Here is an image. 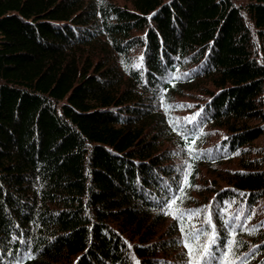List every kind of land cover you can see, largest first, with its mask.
Returning a JSON list of instances; mask_svg holds the SVG:
<instances>
[{"label":"trees","instance_id":"16d2710c","mask_svg":"<svg viewBox=\"0 0 264 264\" xmlns=\"http://www.w3.org/2000/svg\"><path fill=\"white\" fill-rule=\"evenodd\" d=\"M212 226L207 264H264V0H0V264H188L195 230L205 264Z\"/></svg>","mask_w":264,"mask_h":264},{"label":"snow or ice","instance_id":"6c2138e0","mask_svg":"<svg viewBox=\"0 0 264 264\" xmlns=\"http://www.w3.org/2000/svg\"><path fill=\"white\" fill-rule=\"evenodd\" d=\"M142 60H143V57H141V61ZM139 66L140 65H137V67H139ZM174 78L175 79H180L181 77L176 76ZM178 107H184V105H179ZM197 158H199V156H197ZM189 168H191L190 165H189ZM190 174H191V172L189 171L185 175L184 183H185L186 186H187V177ZM175 203H176L175 200H171L169 202V208H171V206L174 205ZM201 211H204V210H195V211L189 210L188 215L190 217L191 216H198ZM164 214H173V213H171V212H165ZM173 215H174V218H179V216L183 215V212H181L179 209H177L176 210V213L173 214ZM207 223L209 225H211V223H212V221H211V213H209V215H208ZM183 230L184 229L182 228V231ZM233 232H234V230H233ZM254 232H255V229H252L251 232H250V234H254ZM201 234H202V230H195V231L189 233L190 239L187 240L185 242V244H184V247L188 249V256H189L188 264H200L199 260L195 259L194 256H193V253L195 251V249L193 247V242H199V239H200ZM216 244H217V234H216V231H215V227L212 226V233H211L210 236H208V238H207V244L203 247L202 253H201V257H200V259L205 260V264H207V257H209L211 255V252H210L211 246L216 245ZM236 244H237V242L234 239L228 240L226 242L225 247L227 248V252H225L223 254L224 257H225L224 264H228V262L226 260V257H227V255L229 253H232L233 252L234 245H236ZM247 255L248 254H245V258L244 259H240V264H246V257H247ZM212 259L215 260L216 257L213 256Z\"/></svg>","mask_w":264,"mask_h":264}]
</instances>
